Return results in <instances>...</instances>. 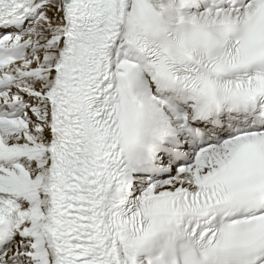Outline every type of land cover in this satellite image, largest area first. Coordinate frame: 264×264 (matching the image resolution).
I'll list each match as a JSON object with an SVG mask.
<instances>
[{"label": "snow or ice", "instance_id": "6c2138e0", "mask_svg": "<svg viewBox=\"0 0 264 264\" xmlns=\"http://www.w3.org/2000/svg\"><path fill=\"white\" fill-rule=\"evenodd\" d=\"M0 264H264V0H0Z\"/></svg>", "mask_w": 264, "mask_h": 264}]
</instances>
